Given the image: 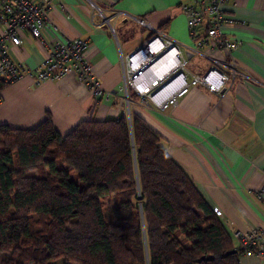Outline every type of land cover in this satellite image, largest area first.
I'll list each match as a JSON object with an SVG mask.
<instances>
[{
    "label": "crops",
    "instance_id": "0c3cea01",
    "mask_svg": "<svg viewBox=\"0 0 264 264\" xmlns=\"http://www.w3.org/2000/svg\"><path fill=\"white\" fill-rule=\"evenodd\" d=\"M47 1V14L63 35L87 39L86 55L101 92L94 94L72 75L39 84L23 77L1 91L0 123L30 128L48 114L64 135L90 116L136 113L159 134L167 153L220 210L218 216L229 228L264 224V204L254 193L264 182V0H229L222 5L224 36L240 42L230 51L199 42L204 34L188 33L180 4L193 0ZM153 29L177 43L187 60V82L213 66L228 75L223 87L213 91L189 84L164 108L135 93L123 81V59ZM188 47H195L189 48L190 54L185 53ZM43 51L28 33L21 44L9 48L11 57L28 66L36 64ZM239 264L261 262L255 253H242Z\"/></svg>",
    "mask_w": 264,
    "mask_h": 264
},
{
    "label": "trees",
    "instance_id": "16d2710c",
    "mask_svg": "<svg viewBox=\"0 0 264 264\" xmlns=\"http://www.w3.org/2000/svg\"><path fill=\"white\" fill-rule=\"evenodd\" d=\"M242 253L136 113L64 135L48 114L0 123V264H239Z\"/></svg>",
    "mask_w": 264,
    "mask_h": 264
},
{
    "label": "built area",
    "instance_id": "2783aa9c",
    "mask_svg": "<svg viewBox=\"0 0 264 264\" xmlns=\"http://www.w3.org/2000/svg\"><path fill=\"white\" fill-rule=\"evenodd\" d=\"M229 0H193L181 3L188 33L204 34L199 42L209 41L212 47L230 51L239 45L238 40L224 36L226 15L222 5ZM49 2L31 0H0V79L13 82L28 77L33 84L43 80H55L66 75L74 76L96 94L100 86L93 76L86 55L87 39L63 35L49 18ZM138 22L144 21L135 18ZM202 30V33H201ZM152 34L123 59V81L142 98L158 108L176 102L177 96L190 84H202L217 91L223 87L228 75L210 66L203 74H193L187 82L183 69L187 63L177 43L163 36L162 30H150ZM44 32L48 34L45 36ZM24 33L30 34L43 47L41 59L33 66L23 64L9 53L11 46L21 44ZM161 34V35H160ZM185 48L190 54L191 49ZM231 73L232 68L227 66ZM255 196L264 204V182L254 189ZM217 215L220 210L213 207ZM237 246L245 253H255L264 264V224H249L245 229H231Z\"/></svg>",
    "mask_w": 264,
    "mask_h": 264
},
{
    "label": "rangeland",
    "instance_id": "374dc122",
    "mask_svg": "<svg viewBox=\"0 0 264 264\" xmlns=\"http://www.w3.org/2000/svg\"><path fill=\"white\" fill-rule=\"evenodd\" d=\"M189 77H190V76H189V75H187V79H189ZM58 260H60V259H57V260H56V262H57Z\"/></svg>",
    "mask_w": 264,
    "mask_h": 264
},
{
    "label": "water",
    "instance_id": "95a60500",
    "mask_svg": "<svg viewBox=\"0 0 264 264\" xmlns=\"http://www.w3.org/2000/svg\"><path fill=\"white\" fill-rule=\"evenodd\" d=\"M136 49V48H135ZM231 251H234L233 249Z\"/></svg>",
    "mask_w": 264,
    "mask_h": 264
}]
</instances>
